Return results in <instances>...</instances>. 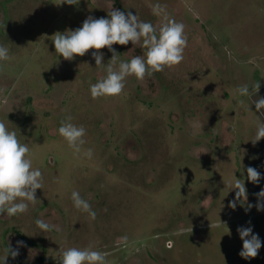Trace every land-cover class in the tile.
Here are the masks:
<instances>
[{"label": "rangeland", "instance_id": "rangeland-1", "mask_svg": "<svg viewBox=\"0 0 264 264\" xmlns=\"http://www.w3.org/2000/svg\"><path fill=\"white\" fill-rule=\"evenodd\" d=\"M157 2L185 25L184 60L142 81L127 77L119 96L93 99L90 84L106 75L95 50L68 61L51 36L90 15L107 18L111 8L158 24L151 10ZM60 3L0 0V44L10 56L0 61V120L28 144L44 184L26 213L0 214V261L8 244L23 241L6 264H59V249L90 244L108 264H264V211H246L264 189V179L255 185L246 178L249 166L264 175V138L251 141L256 121L264 122L253 103L264 98V0ZM113 48L121 61L145 52L131 42ZM100 51L107 65L112 53ZM257 81L259 93L237 92ZM69 114L87 130L80 154L58 133ZM89 148L91 159L83 154ZM236 178L245 180L248 200L233 210L236 190L226 185ZM74 190L95 220L74 207ZM37 219L60 230L43 232ZM249 221L262 247L245 260L237 228Z\"/></svg>", "mask_w": 264, "mask_h": 264}, {"label": "clouds", "instance_id": "clouds-1", "mask_svg": "<svg viewBox=\"0 0 264 264\" xmlns=\"http://www.w3.org/2000/svg\"><path fill=\"white\" fill-rule=\"evenodd\" d=\"M80 0H61L60 4L79 5ZM59 4V5H60ZM152 14L159 19L158 24L142 21L137 14L131 11L123 12L111 8L107 12V18H94L88 16L82 26L75 30H65L64 33L56 32L51 36L55 52L65 60L72 61L76 56L83 57L90 49H94L92 57L96 67L104 68L106 75L98 82L90 84V94L93 99L100 97L119 96L126 83V78L134 76L137 80H144L145 76H152L155 72H163L165 68H173L184 60V52L188 45L185 34V25L172 17L167 6L159 2L151 5ZM139 44L145 49L144 55L134 56L130 61H121L119 53L113 45ZM107 48L112 57L105 65L101 49ZM10 59L9 49L0 44V61ZM261 84L255 82L251 91L248 85L237 88L240 96H250L259 93ZM2 91V90H0ZM257 112L264 110V98L257 97L253 101ZM239 104L244 105L240 100ZM250 110V107L247 109ZM73 117L69 114L60 121L59 135L67 142L74 153L80 154L86 143L87 130L83 125L72 122ZM264 138V122L256 121L255 145ZM85 157L91 159L94 152L89 148L83 150ZM247 180L255 185L264 179L258 169L247 167ZM235 191V198L229 201L228 207L233 210L237 203L245 204L248 200V192L244 179H235L234 184L226 185ZM43 174L39 168L33 167L30 148L27 143H21L16 131L9 130L5 121L0 120V214L7 217H15L28 211L29 205H35L36 192L43 189ZM256 203H247L246 211L253 207L257 211H264V189L255 194ZM71 200L74 207L87 213L90 219L95 220L96 211L91 204L81 197L78 191H72ZM36 226L43 232L59 231V226L45 222L42 219L35 221ZM247 227L240 226L237 232L243 241L242 250L239 252L241 258L248 260L258 256L262 247V241L258 234L253 232L251 221ZM121 242H127V237H120ZM24 246L23 241L17 242V247L10 244L4 250V256L0 264H6L10 255L15 259L19 255V247ZM59 264H108L106 254L95 250L90 244L84 248L68 247L59 249L57 252Z\"/></svg>", "mask_w": 264, "mask_h": 264}]
</instances>
